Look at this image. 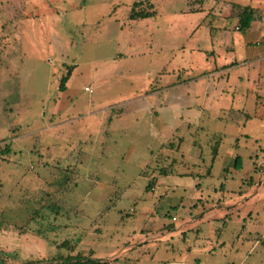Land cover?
I'll return each instance as SVG.
<instances>
[{"label": "rangeland", "instance_id": "rangeland-1", "mask_svg": "<svg viewBox=\"0 0 264 264\" xmlns=\"http://www.w3.org/2000/svg\"><path fill=\"white\" fill-rule=\"evenodd\" d=\"M76 255L264 264V0H0V264Z\"/></svg>", "mask_w": 264, "mask_h": 264}, {"label": "trees", "instance_id": "trees-1", "mask_svg": "<svg viewBox=\"0 0 264 264\" xmlns=\"http://www.w3.org/2000/svg\"><path fill=\"white\" fill-rule=\"evenodd\" d=\"M255 14H256L255 9H253L251 7H240L238 10V13L236 15L238 30L244 31V30L249 29L251 23L255 19ZM62 82H63V80H62ZM4 151H8V149L5 148ZM213 154L215 155V150H214ZM237 159H239V158L237 157L236 160ZM71 173H72V171H71ZM72 174L73 175L71 177L74 179L76 172H73ZM69 181H70L69 177L64 175L63 181L60 184H58L59 189H65V185H67V183ZM151 186H152V184L149 182L146 189L150 190ZM64 245H66V244H63V246ZM52 264H109V263L105 262V261L95 260V259H92L90 257H84V256L76 255L74 257L68 256L65 259L61 260L60 262H54Z\"/></svg>", "mask_w": 264, "mask_h": 264}, {"label": "crops", "instance_id": "crops-1", "mask_svg": "<svg viewBox=\"0 0 264 264\" xmlns=\"http://www.w3.org/2000/svg\"><path fill=\"white\" fill-rule=\"evenodd\" d=\"M196 10H199V8H195L194 9V11H196ZM168 215H169V213H167ZM151 215V214H150ZM171 221H176L175 220V218L174 217H171ZM170 228H171V224H168V225H164L162 228H161V230H163V231H169L170 230ZM144 232V230H141V233H143ZM151 232L152 231H150V230H147L146 232H145V238H144V240L143 241H141V242H138L137 244H134V245H129L128 247V250L129 251H132V250H135V249H138V248H142V247H148V246H150L152 243H151V241L152 240H154V239H156L155 237V235L154 234H151ZM178 232H180V231H177V232H175L176 234L178 233ZM171 233H174V232H171ZM170 232H169V234H171ZM179 234V233H178ZM117 262H119L120 261V259L119 258H117ZM116 262V263H117ZM115 263V264H116ZM132 264H135V263H132ZM181 264H190V263H186V261H183Z\"/></svg>", "mask_w": 264, "mask_h": 264}]
</instances>
